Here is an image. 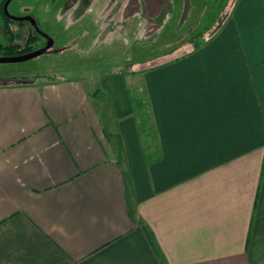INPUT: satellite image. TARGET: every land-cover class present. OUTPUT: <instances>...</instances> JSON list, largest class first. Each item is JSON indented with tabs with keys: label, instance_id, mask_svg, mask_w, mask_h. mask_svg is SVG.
I'll return each mask as SVG.
<instances>
[{
	"label": "crops",
	"instance_id": "1",
	"mask_svg": "<svg viewBox=\"0 0 264 264\" xmlns=\"http://www.w3.org/2000/svg\"><path fill=\"white\" fill-rule=\"evenodd\" d=\"M202 1L134 9L138 41L184 29L97 78L105 126L96 85L0 90V264H264V0Z\"/></svg>",
	"mask_w": 264,
	"mask_h": 264
},
{
	"label": "rangeland",
	"instance_id": "2",
	"mask_svg": "<svg viewBox=\"0 0 264 264\" xmlns=\"http://www.w3.org/2000/svg\"><path fill=\"white\" fill-rule=\"evenodd\" d=\"M124 2L125 0H11L7 8L12 15H33L38 26L45 29L47 34L55 40L54 45L58 47L56 50L59 47L63 50L41 54L22 62L0 63V80H3V82L0 81V90L38 89L36 85L28 86L26 81L31 80V84H34L44 82L46 79H49L47 86L51 90L61 82L57 78L61 76L68 77L69 81L75 84V90H77V83H83L88 89L96 85L99 88V94L96 99L93 97V100L96 103L102 102L103 126L106 121L108 124L111 121V105L108 94L101 88L97 78L101 75L132 73L127 70V65L143 57V59L151 57V53L172 43L170 40L173 37L177 38L184 29L181 27L175 32L176 27L172 24L171 32L165 31L163 34H157L153 39L147 36L138 41L139 26L136 22L132 23V15L124 16L121 12ZM196 2L199 5L203 3L202 0H196ZM226 2L231 5V0L211 1L208 5L213 4V7L206 12L205 17L220 15L219 9ZM224 11L227 12L228 8ZM205 17L201 20L200 24H205L200 30L205 29L210 22V19L206 20ZM194 20L196 18H193V26L189 28V31L196 26ZM190 37L193 40V36L188 33V38ZM62 82L65 81L62 80ZM43 88L44 86L40 90ZM132 89L131 85L133 100L141 101L144 92L142 90L139 92L137 89L132 91ZM6 111L8 110L4 108L3 113ZM30 111L37 120L36 109L31 107ZM145 111H147L145 103L140 106L135 105V114L137 116L139 112L137 117L140 123L144 124L145 134H147L152 131V125L149 113ZM46 128L51 132L54 130L52 125H41L31 121L28 133L23 132L19 136L24 137V140L29 137L39 139ZM107 131L105 127L106 134ZM116 139L117 136L112 135L111 145L116 142ZM151 139L153 140V136L144 137L147 143ZM44 145L49 149L46 142ZM39 146L42 149V144ZM106 153L109 154L107 151Z\"/></svg>",
	"mask_w": 264,
	"mask_h": 264
},
{
	"label": "flooded vegetation",
	"instance_id": "3",
	"mask_svg": "<svg viewBox=\"0 0 264 264\" xmlns=\"http://www.w3.org/2000/svg\"><path fill=\"white\" fill-rule=\"evenodd\" d=\"M5 2H6V0H0V5H1V9L3 10V12L5 14L4 16L9 17L10 22H5V17L0 13V37H1L0 45L3 47V49H1L2 54H0V56H20V55L30 53L34 50H38V49L43 48L46 45L47 39L49 36L47 34V31L38 26L36 18L33 15H26V14H24V15H12L8 11V8H7L9 3L11 2V0H10V2H8L7 6H6V10L4 8ZM149 3L151 4L152 8H153L154 4H158L157 0H139V1H137V0H125L124 4L122 6L121 12H122V14H124V16L125 15H132V18L134 17L135 14L140 16V17L143 16V17L147 18L148 22H150L151 19H153V18H149L148 16H145L144 14L142 15V12H144L145 9L147 11L148 8H150ZM164 3L165 2H163L162 4H164ZM142 6H143V8L145 7L144 10H141ZM136 8H138L140 11H137L134 14V9H136ZM114 10H116V8H114ZM6 11L14 17L30 16L31 18H33V22L30 18L29 19H21V20L12 18V17L8 16ZM163 15H164V8H162V12H159L158 18L164 19ZM18 22H22V24L19 25ZM9 28H11L14 32H18V33H21L23 35L16 36V40L12 41L10 43L8 41V39L6 38V32ZM30 38L32 39V42L29 44ZM54 44H55V40H54L53 46L50 49L45 50L43 52V54L55 52L57 46L55 47ZM28 46H31L32 48L28 50ZM4 47H5V49H4ZM10 48L12 49V51L15 50V53L4 54V52H6V51L10 52L9 51ZM59 49H61V47H59ZM34 58H36V57H34ZM19 62H22V61H19ZM13 63H15V62H13ZM0 81L3 82V80H0Z\"/></svg>",
	"mask_w": 264,
	"mask_h": 264
},
{
	"label": "water",
	"instance_id": "4",
	"mask_svg": "<svg viewBox=\"0 0 264 264\" xmlns=\"http://www.w3.org/2000/svg\"><path fill=\"white\" fill-rule=\"evenodd\" d=\"M8 2H10V0H6V2L4 4L5 10H6V6H7ZM7 14H8V16H10L12 18H15V19H18V20L29 19L30 18L32 20V22H33V18H31L30 16L14 17V16L10 15L8 12H7ZM53 43H54V40L51 37L48 36L47 43H46V45L43 48L38 49V50H34V51L30 52V53H27V54H24V55H20V56H0V63H13V62L25 61V60H28V59H31V58H34V57H38L41 54H43V52L45 50L50 49L53 46ZM58 50L59 49H57L55 51H58Z\"/></svg>",
	"mask_w": 264,
	"mask_h": 264
},
{
	"label": "trees",
	"instance_id": "5",
	"mask_svg": "<svg viewBox=\"0 0 264 264\" xmlns=\"http://www.w3.org/2000/svg\"><path fill=\"white\" fill-rule=\"evenodd\" d=\"M233 0H231V2H232ZM142 9H143V6H142ZM0 13L4 16L5 14H4V12H3V10L1 9V5H0ZM144 14V12H142V15ZM5 17V22H10V18L9 17H7V16H4ZM143 18H145V17H143ZM18 24L20 25V24H22V22H18ZM21 35H23V34H21V33H18V32H14L11 28H9L8 30H7V32H6V38L8 39V41L11 43L12 41H15L16 40V36H21ZM203 34H200L199 36H202ZM8 36V37H7ZM32 42V39L30 38L29 39V44ZM32 47L31 46H28V50L29 49H31ZM1 49H3V47L0 45V54H2V52H1ZM4 49H5V47H4ZM10 52H8V51H6V52H4V54H13V53H15V50L14 51H12V49L10 48V50H9ZM8 52V53H7ZM130 65H132V64H129V65H127V67H129Z\"/></svg>",
	"mask_w": 264,
	"mask_h": 264
}]
</instances>
